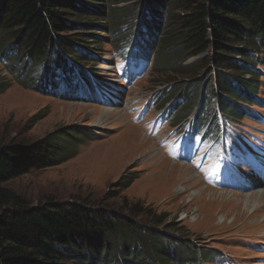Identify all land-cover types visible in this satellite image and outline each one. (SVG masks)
<instances>
[{
	"label": "rangeland",
	"instance_id": "rangeland-1",
	"mask_svg": "<svg viewBox=\"0 0 264 264\" xmlns=\"http://www.w3.org/2000/svg\"><path fill=\"white\" fill-rule=\"evenodd\" d=\"M97 3L119 23L110 31H87L96 35L82 44L86 49L83 54L77 50L85 61L75 67L86 74L92 89L79 86V98L77 92L76 98L65 97L66 87L61 84L56 95H50L48 84L58 83L53 63L44 76L36 74L40 64L20 66L25 58L19 55H12L7 62L0 59V82L8 85L0 94V147L11 142L32 144L56 129L86 136L71 159L30 171L3 186L24 198L30 207L53 201L86 203L125 214L135 209V220L142 226L211 254L207 261L194 264H264V194L256 206L247 201L249 195L251 202L257 201L255 190L264 186L262 182L254 187L247 176L249 162L264 169V66L256 65L261 73L256 94L251 95L255 104L237 102L239 118H224L218 99L224 101L216 98L209 77L203 82L204 76L179 72V65H158L155 58L152 62V53L135 64L121 56L122 52L127 54L130 39L139 37L136 32L142 33L144 41L149 38L143 24L151 20L159 29L150 32L154 38L149 43L154 46L147 49L159 50V35L170 26L166 0L156 12L163 18L146 13L139 0ZM110 23L107 19L106 28ZM114 43L120 46L116 48ZM258 56L264 58L257 53L254 58ZM20 80L27 87L20 85ZM74 83L78 88V79ZM122 117L126 119L120 120ZM126 122L135 131L131 132V145L130 136L123 134H127ZM212 126L219 129H209ZM181 165L188 175L195 176L180 173ZM128 175L135 179L123 188L121 178ZM202 185L216 193L209 203L202 196L197 200L192 193H199ZM144 213H164L166 217L155 227L143 218ZM146 262L145 258L142 263Z\"/></svg>",
	"mask_w": 264,
	"mask_h": 264
},
{
	"label": "trees",
	"instance_id": "trees-1",
	"mask_svg": "<svg viewBox=\"0 0 264 264\" xmlns=\"http://www.w3.org/2000/svg\"><path fill=\"white\" fill-rule=\"evenodd\" d=\"M102 1L0 0L1 61L19 55L25 58L20 66L40 64L36 74L44 76L49 63H53L59 84H48L50 95H56L61 84L66 87L65 97L69 94L76 98L77 92L79 98V86L82 90L91 88L86 74L75 67L85 61L77 50L83 54L86 49L82 44L96 35L87 31H110L119 23L97 3ZM139 1L153 18L155 14L163 18L156 12L164 0ZM166 4L170 26L159 35V50L147 49L154 46L149 43L154 38L150 32L159 29L151 20L143 24L149 38L144 41L142 33L136 32L139 37L130 39L127 54L122 52L121 56L135 64L152 53V62L155 58L158 65H179V72L195 78L204 76L203 82L209 77L216 98L224 101L218 99L222 116L239 118L240 109L235 104H255L251 95L260 84L261 73L256 65L264 66V58H254L255 53L264 55V0H166ZM172 5L176 7L173 10ZM176 10L180 13L172 12ZM107 19L111 23L106 28ZM97 20L102 24L91 22ZM189 58L196 59L181 65ZM74 79L79 81L78 88ZM19 84L27 87L21 80ZM46 84L42 83L44 90ZM7 87L0 82V94ZM72 132L56 129L32 144L11 142L0 147V264H144L145 258V264H194L210 258V253L195 251L180 240L165 238L162 232L142 226L135 220L138 211L134 208L125 214L86 203L53 201L30 207L24 198L3 186L30 171L57 166L74 157L86 136L80 138ZM134 179L132 175L123 176V188ZM143 215L155 227L166 217L164 213Z\"/></svg>",
	"mask_w": 264,
	"mask_h": 264
},
{
	"label": "bare ground",
	"instance_id": "bare-ground-1",
	"mask_svg": "<svg viewBox=\"0 0 264 264\" xmlns=\"http://www.w3.org/2000/svg\"><path fill=\"white\" fill-rule=\"evenodd\" d=\"M124 119H126V118H121L120 120H124ZM124 124V123H123ZM130 124H128L127 122H126V124L124 125V132H127V134L126 133H123L124 135H127V136H130V140H129V145H131L132 143H133V135H131L132 133V131L134 130L133 128H132V125H130ZM130 128H132V129H130ZM134 133H135V131H133ZM138 134V133H137ZM134 137H136V135L134 134ZM141 140L143 141V142H147L146 140V138H145V136H142L141 137ZM134 144V143H133ZM139 145H141L140 143H139ZM127 146H128V144H127ZM120 149H123V147H120ZM125 150H128V151H130V148L128 149V148H126ZM127 151V152H128ZM174 164V163H173ZM167 165H169V162H167L166 163V165L165 166H167ZM174 166V165H173ZM181 167V170H180V173L183 171V174L184 175H188V172H187V170H185V169H183L184 168V166L183 165H181L180 166ZM173 170V169H172ZM174 176H176V173L174 174ZM173 176V177H174ZM181 176H183V175H181ZM195 175L194 174H191V175H188V178H193ZM178 178H180V175H178ZM175 179V178H174ZM252 184L254 185V187H260V186H262V185H258L259 183L258 182H255L254 183V181L252 182ZM257 184V185H256ZM182 189V188H181ZM184 190V189H183ZM198 191H194V192H192L193 193V195L195 196L196 195V197L198 198L197 200H200L201 199V196H202V198H206L207 199V203H209L210 202V198H213L214 196H215V192L214 191H212L211 189H208V187H206V186H203L202 185V189H201V191L199 192V193H197ZM221 195H219L220 196V198H223V196H224V194L223 193H220ZM263 194H264V186L262 187V188H260V189H258V190H255V195H254V197L255 198H258V200L256 201V199H255V201L254 202H251V200L250 199H252L251 197H250V195L247 197V201L249 202V203H253V205L254 206H256V205H258L259 203H260V200H261V197H262V200L261 201H263ZM196 201V200H195ZM258 203V204H257Z\"/></svg>",
	"mask_w": 264,
	"mask_h": 264
}]
</instances>
